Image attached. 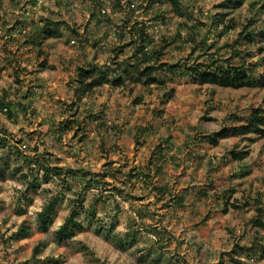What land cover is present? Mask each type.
I'll list each match as a JSON object with an SVG mask.
<instances>
[{"label":"clouds","instance_id":"clouds-1","mask_svg":"<svg viewBox=\"0 0 264 264\" xmlns=\"http://www.w3.org/2000/svg\"><path fill=\"white\" fill-rule=\"evenodd\" d=\"M147 2L4 0L0 6V264H40L45 257L55 264H264V234L255 227L264 215V137L254 146L241 134L213 148L222 130L231 134L237 118L250 116L261 93L205 89V81L223 78L193 75L196 62L187 50L201 40L219 44L210 24L205 30L198 23L215 19L205 11L208 0H181L196 31L173 25L166 3L146 12ZM260 4L264 0H251L233 25L244 27L251 15L264 28ZM141 18L152 42H142L133 67L128 55ZM15 20L21 24L10 27ZM47 20L62 23L45 31ZM253 36L252 45H232L240 57L228 63L255 64L259 71L250 69L248 78L261 80L264 33ZM124 41H132L128 51L118 47ZM215 55L223 64L232 52ZM202 59L209 63L207 55ZM146 63L155 66V88L137 70ZM45 66L57 76L44 74ZM84 68L91 70L87 82ZM135 81L144 87L133 97ZM233 143L237 151L229 153ZM73 212L80 227L59 240ZM21 219L42 242L35 257L22 241L9 239Z\"/></svg>","mask_w":264,"mask_h":264},{"label":"rangeland","instance_id":"rangeland-1","mask_svg":"<svg viewBox=\"0 0 264 264\" xmlns=\"http://www.w3.org/2000/svg\"><path fill=\"white\" fill-rule=\"evenodd\" d=\"M176 1L178 2V9H174L170 0H148V2L144 5V9L146 12H148V11H150V9L152 7H154L157 4H160L162 7H164L165 3H166L167 6L171 7V9L173 10V13H174L173 25H176V24L186 25L187 27L192 28L193 31H196V26L192 22L191 14L188 13L186 11V9H184V7L182 6L181 0H176ZM3 2H4V0H0V6H2ZM250 2H251V0H245V2L241 5V7L235 8L233 5L234 4L233 0H208V6L205 9V11H207L208 9H211L212 14L215 17V19L210 21L207 18H202L198 23L205 30L207 29V26L210 24L212 31L217 33V36L219 38V44H217L215 41H213L211 44H208L206 40H201L200 45H194L187 50L188 55L192 58V61L196 62L195 63V69H198L200 71H203V70L206 71L208 69H214L215 67H219V66L224 67V68H227L229 66L230 67L243 66L245 68L247 74H249L250 69H256V71H259V68H257V66L255 64L245 63L242 65L234 66V65H230L228 63V61L232 60L233 56L240 57L239 51H233V49H232L233 44H239L240 41L243 40L247 44L252 45V44H254L253 33L255 32L256 35H260V34L264 33V28H259L257 26V24L252 21L251 15H247V18L245 20H243L244 27H241L239 23H237L235 26L233 25V21L237 18V16L244 14V10L246 9L247 4ZM260 6L264 7V4H260ZM16 14L19 15V11H17ZM150 18L156 19V17H150ZM45 19H47V18H45ZM159 19H160L161 23H164L167 21V16H165L163 13H161L159 16ZM60 23H62V22L59 20H56V21L47 20V23L44 25V30L46 28L53 29L57 25H59ZM20 24H21L20 20H15L10 27L15 28L17 25H20ZM137 26H139V27H137ZM134 27H136V30L139 32L140 37H139V40L136 42V47L132 48V50L129 52L128 59L132 61V66L136 67L137 61L135 60V57L143 54V43H149L150 44L152 41L150 40L148 34L145 32V28L147 27V25H143V18L135 21ZM173 32H174V35L178 36V34L175 33L174 28H173ZM233 34H235V35H233ZM208 35L210 36L211 33H208ZM227 37H231V42L229 41V39ZM175 42H176L175 39L165 41L159 51L160 52L165 51L167 48L171 47L172 44H174ZM24 43L27 44L28 41L25 40ZM131 45H132V41H124L122 44L118 45V47L123 48L124 51H128L129 48L131 47ZM63 47H66V45H64ZM225 50L232 52V56L227 57V59L224 61L223 64L218 63L219 58L215 55V53L219 52L222 54ZM259 51L261 52L262 55H264V49H261ZM67 53L69 56H71L72 50L68 49ZM39 54L40 53H37V55H39ZM205 55H207L209 57V63H205L204 59H202V57ZM246 55H248V54H246ZM49 59H51V56L49 57ZM144 59L147 60V57H145ZM165 63L166 62L161 63L160 67L164 68ZM175 63L176 62H173L172 66H174ZM39 66L40 65H37V67H39ZM188 66L193 67V64L190 62ZM154 67H155L154 64L146 63L145 66L143 67V69L137 68V70L141 71V75H142L144 80H148L151 77L152 80H154V82H152L149 86L155 88L158 85L155 83ZM78 68H79V66H78ZM30 71H31V69H30ZM48 72H51L53 77L57 76V73H56L54 68H49V67L45 66L44 74H47ZM22 78H23L22 74L18 73L17 74V80L15 81V83L18 84ZM9 79H11V78H9ZM51 86L53 88H55L57 86L55 80H53L51 82ZM104 87H108V85L105 84ZM120 87H122V85ZM130 87L134 89V91L132 92V96L135 97L138 94V89L141 87H144V85H141L139 83V81H135V82L130 84ZM203 87L205 89L219 88V89H223L226 92H231V93H236V94H252L253 96H255L256 93L259 91L261 93V96L257 98V100H258L257 106L252 107L251 112H252V110L257 109V108L264 110V108H261L259 106L260 103H264V89L261 88L260 86H257L254 88H239V89L222 88V87L212 86V85H203ZM177 91H179V89H177ZM160 95L166 96V93L161 92ZM127 98H128L127 95H125L124 97H121V103L122 104L126 103ZM57 99H60V97H57ZM114 99H115V95H114ZM146 100H147V97H145V101ZM172 103L173 102L170 100L169 105H171ZM135 106L137 109L141 108L140 103H136ZM139 114H141V113H138V115ZM247 118H237L238 122L236 124L232 125L231 127L233 128L235 126H239L241 124H244L245 120H247ZM234 140H235V138H228V139L219 140L216 143V145H213V148L216 150H219L222 148L223 145H226L229 141H234ZM248 142L253 144L254 146H256L260 143V141L258 139H256L254 136H249ZM135 147H136V145H133V148H135ZM228 151H229V153L237 151V146L233 143L232 147L230 149H228ZM247 155H251V152H247L246 156ZM6 167H7V165L5 164V168ZM50 167L53 170H57L59 168H62L63 164L62 163L61 164H52V165H50ZM237 174H239V172ZM0 176H3L2 170H0ZM51 210H49V211H51ZM231 210L232 209H229V211H231ZM257 211L259 212L260 209L258 208ZM22 212H23L22 208L17 210V214H20ZM72 215L75 216L76 215L75 212H73ZM226 218H227V214H226ZM44 219H45V217H44ZM259 221L262 222V226L258 227L257 223H256V225H255L256 230L260 231L262 234H264V215H262L260 217ZM76 224H71V227H70L71 228V231H70L71 235H72V229L73 228L80 227L78 224L77 225ZM41 226H42V224H41ZM46 227H44V228H46ZM37 235H44V233H38ZM12 238H16V239H19L20 241H22L21 247L27 248L30 256L35 257L40 252V248L36 249V247L37 246L40 247L42 242L37 241L35 237L31 236L29 226L27 225V223L23 219H21V221H20V226L18 228H16V231L13 232L12 236L9 237V239H12ZM30 240L32 241L31 245L29 244ZM89 243L93 244V245L99 244V242L96 241L95 239L89 240ZM60 251L62 252L63 248H61ZM141 259H145V257H141ZM45 261H49V264H55V261L51 260L50 257H45L44 260H42L40 262V264H44ZM23 264H27V261L23 262Z\"/></svg>","mask_w":264,"mask_h":264},{"label":"trees","instance_id":"trees-1","mask_svg":"<svg viewBox=\"0 0 264 264\" xmlns=\"http://www.w3.org/2000/svg\"><path fill=\"white\" fill-rule=\"evenodd\" d=\"M170 1L174 9H178V2L176 0H170ZM233 5L235 8H239L241 7L242 4L237 2V3H234ZM47 30L49 29L46 28L45 31ZM51 34H55V33H51ZM78 71H79V68H78ZM83 71L85 73V77H84L85 82H87L88 80L87 74L91 70L84 68ZM196 72L202 73L204 75H208L211 72H216L219 77L223 78V79H214V80L209 79L205 81L204 85H212V86H218L222 88H231V89L254 88V87L260 86L261 88L264 89V78H262L261 80H255L254 78H248L249 74H247L243 66H239V67L229 66L227 68L219 66V67H215L214 69H208L206 71L205 70L200 71L198 69H195V71L193 72V75H195ZM239 76H244V79L242 80L238 79L237 77ZM262 77H264V74H262ZM152 82H154V80H152ZM246 121L247 122H245L244 124L233 127V131L231 134H229L226 130H222L224 134L215 141L214 145H216V143L219 140L235 138L237 135H241V134L246 135L247 137L254 136L256 139L257 137H264V128H262V126H264V110L259 109V108L252 110L250 116L247 118ZM245 156H246V153H245ZM51 209H52V206L49 207V210ZM73 217H74L73 215L70 216L62 225V230L56 234L59 240H63L65 237L71 236L70 234L71 224H76L75 219ZM40 222L43 227L47 226V222L44 219L43 215L40 217ZM257 226L261 227L262 222L258 221ZM39 248L40 247L38 246L36 247V249H39Z\"/></svg>","mask_w":264,"mask_h":264}]
</instances>
